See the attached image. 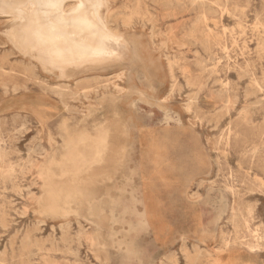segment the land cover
<instances>
[{
    "label": "rangeland",
    "instance_id": "374dc122",
    "mask_svg": "<svg viewBox=\"0 0 264 264\" xmlns=\"http://www.w3.org/2000/svg\"><path fill=\"white\" fill-rule=\"evenodd\" d=\"M136 1L109 18L134 62L72 78L0 14V264H264V0Z\"/></svg>",
    "mask_w": 264,
    "mask_h": 264
},
{
    "label": "bare ground",
    "instance_id": "6f19581e",
    "mask_svg": "<svg viewBox=\"0 0 264 264\" xmlns=\"http://www.w3.org/2000/svg\"><path fill=\"white\" fill-rule=\"evenodd\" d=\"M74 2L76 3L73 5L74 7L69 5V3ZM112 2L113 0H0V14L12 17L13 20L7 37L10 38L21 54L34 59L42 70L54 73L58 78H72L75 76L76 71H86L92 67L109 65V63H122L125 62V59L134 62V59L138 56V44L132 42V37L119 34L115 28L110 29L109 27ZM136 2L140 4V0ZM143 5L145 6V3H142L140 7ZM141 10L143 9L140 8V11H138L140 12L139 15ZM173 11L175 10L173 9ZM173 13L178 15V12ZM147 15H149V12ZM171 35L172 37L176 36L175 32H172ZM119 75H116L118 79L122 78L123 74ZM113 83L117 88L119 87L115 82ZM153 89L155 91V88ZM55 172V170H52L46 176L42 206L53 215L69 216L73 213L70 209L71 205H76V203L71 200L68 204L65 202L63 195H60V189L58 190L60 184L56 182L57 179L55 180ZM79 180H82L80 173L73 182L77 183ZM62 187L64 186L62 185ZM75 215L78 216L79 214ZM139 223H141L140 217ZM88 240V242H92L90 236H88Z\"/></svg>",
    "mask_w": 264,
    "mask_h": 264
}]
</instances>
